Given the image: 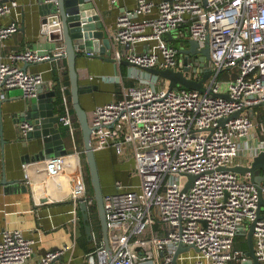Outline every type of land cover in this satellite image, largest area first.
Listing matches in <instances>:
<instances>
[{
    "label": "built area",
    "instance_id": "1",
    "mask_svg": "<svg viewBox=\"0 0 264 264\" xmlns=\"http://www.w3.org/2000/svg\"><path fill=\"white\" fill-rule=\"evenodd\" d=\"M17 5L15 0H0L2 41L20 28L18 18L4 21ZM183 26L189 27V38L211 44L214 72L205 91L183 86L170 89L164 77L144 72L136 76L138 82L124 88L122 97L96 105L91 113L94 149L113 148L119 156L132 158L139 178L131 186L117 180L118 190L105 194L115 264H140L138 254L147 233L152 246L143 258L151 264H243L248 256L246 250L235 247V238L254 220L255 250L264 264V217L258 218V188L238 172L224 169L248 161L264 148V0H208L207 4L202 0H136L134 10L118 15L112 55L145 66L179 69L180 48L168 37ZM142 40L154 43L139 50ZM65 51V45H60L52 51L9 52L0 63V96L18 87L26 99L36 97L44 74L26 70L20 63L62 58ZM187 65V74L195 78L201 77L198 69L206 67L198 58ZM226 68L229 76L221 77ZM65 70L66 66H59L60 77ZM60 119L74 131L69 110ZM33 128L29 120L20 124L24 135ZM76 154L38 162L51 176L70 175L72 198L92 206L95 199L80 156L75 165L70 164ZM32 163H24L27 170ZM187 173L196 177L185 191ZM180 242L191 248L180 251L175 259ZM37 243L22 229H4L0 264H28ZM67 248L49 250L31 264H53ZM107 255L101 242L84 264H95V256L100 264H108Z\"/></svg>",
    "mask_w": 264,
    "mask_h": 264
},
{
    "label": "crops",
    "instance_id": "2",
    "mask_svg": "<svg viewBox=\"0 0 264 264\" xmlns=\"http://www.w3.org/2000/svg\"><path fill=\"white\" fill-rule=\"evenodd\" d=\"M15 1L18 2V5L4 21L8 22L12 18H18L20 28L5 41L0 40V63L2 60H7L8 53L13 50L36 48L41 51H52V49L64 45L63 40L56 42L50 40V32L44 31L43 16L39 11V0ZM93 2L103 16L108 32L113 36L117 32L118 15L123 11L134 10L136 7V0H93ZM188 34L189 27L183 26L179 31L173 32L168 39L169 41L183 40L189 38ZM153 43L154 41L142 40L139 41L137 47L139 50H145ZM63 60L64 57H53L50 60L31 62L28 64L27 70L43 72L44 82H47L48 88H51L56 85L57 81L58 84H61L64 78L59 75V66H66ZM20 64L25 65V63ZM77 66L80 83L90 85L93 89L91 92L82 94V102L90 114L96 105L123 96L124 88L130 86L125 83V79L131 78L127 77L129 71L134 76L143 73L140 69H131L127 65L124 79L122 63L104 59L99 55H90L86 51L79 54ZM118 76L122 77V81L118 80ZM62 89L66 107H70L66 86L63 85ZM6 98L7 100L2 105L3 114L0 112V239L4 229H22L28 236L37 238L36 253L28 264L37 262L47 251L64 246H68L66 252L55 259L53 264H84L87 255L93 252L89 251V247L94 244L97 248L103 242V234L99 240L93 228V236L88 235L80 206L76 201H73L71 195L73 182L70 175L51 176L41 170L40 162L27 157V152H32L33 149L31 146L25 145L26 138L20 130V124L24 118L19 112L27 106L23 90L18 87L10 88L6 93ZM55 110L60 112L56 105ZM66 126L62 124L61 127L69 152H78L70 164L75 165L78 156H80L79 159L88 181L82 129L75 126L73 132L69 128L65 134ZM241 156L238 158L239 161L243 159ZM97 158L105 193H113L118 190L117 180H123L126 186L138 182L139 178L134 170L132 158L119 156L113 148L97 151ZM127 159L131 161L125 162ZM28 161L33 163L27 170L24 163ZM4 168L9 178H22L24 181L27 178L25 183L28 184V189L8 190L6 184L1 180ZM134 178H137L136 182H131V179ZM238 235H242L247 241L246 234L239 233ZM151 246L150 234L147 233L143 236V244L138 254L142 261L140 264H151V262L144 261L143 258V254L146 250L151 249ZM247 249L248 246L245 250ZM95 258V264H100L96 256Z\"/></svg>",
    "mask_w": 264,
    "mask_h": 264
},
{
    "label": "water",
    "instance_id": "3",
    "mask_svg": "<svg viewBox=\"0 0 264 264\" xmlns=\"http://www.w3.org/2000/svg\"><path fill=\"white\" fill-rule=\"evenodd\" d=\"M207 4L208 0H202ZM39 11L43 16L44 31L50 32L49 39L56 42L64 41L65 53L62 54L67 59L68 73L70 77V90L72 104L77 114L82 129L85 146V157L89 167L90 179L93 187V196L95 206L99 215L103 242L108 251V264H115L114 249L110 237L107 212L105 207V191L102 183L100 167L98 164L97 151L92 143V126L90 113L82 102V94L91 92L93 89L90 85L80 83L77 59L81 52H91L92 55L119 61L122 64L130 66L131 69L138 68L147 75H160L169 81V88H178L183 86L200 91L206 90V81L212 75L214 70L211 67L212 55L211 44L209 41L202 45L198 39L188 38V44L183 43L180 48V68L173 67H156L138 64L127 58L118 59L112 55L113 52V35L108 32L106 22L99 10L96 8L93 0H56L46 2L39 0ZM201 60L204 68H199L201 77L195 78L187 74L189 70L187 65L192 59ZM29 62L23 66L28 69ZM54 87L48 88V83L43 82L39 86V93L34 98L27 99V106L19 113L24 118L33 123L34 128L25 134V145L31 146V151L27 152V157L33 160H41L69 152L63 132V121L60 119L61 114L55 110V98L58 94V81ZM225 96H228L225 94ZM7 100L6 96H0V112L3 114V102ZM241 110L236 111L232 116H237ZM29 162V161H28ZM224 169H230L238 172L255 183L259 193L258 218L264 217V148L260 149L248 161L239 162L232 166H225ZM189 180L185 184L184 190L187 191L193 184L196 177L193 173H187ZM2 183L6 184L8 190L28 189L25 183L27 178H9L4 168L1 176ZM78 202L86 231L90 237L93 236V226L91 224V213L86 200L73 199ZM127 225V224H126ZM256 220L252 221L249 228L239 233L247 235L248 249L246 254L248 258L243 264H260L254 243V229ZM120 236H117L119 238ZM140 248V247H138ZM191 245H185L180 242L175 253V259L183 250H189Z\"/></svg>",
    "mask_w": 264,
    "mask_h": 264
},
{
    "label": "trees",
    "instance_id": "4",
    "mask_svg": "<svg viewBox=\"0 0 264 264\" xmlns=\"http://www.w3.org/2000/svg\"><path fill=\"white\" fill-rule=\"evenodd\" d=\"M183 40L186 41V43H188V38H184ZM170 42H173V44H175L174 40H170ZM63 61L66 64V70H65V72L63 74L64 78L62 79L61 84L60 83L58 84V88H57L58 89V94H57V97H56V106L60 110L61 114H65L69 110V112L71 113L72 118L74 120L75 126H78L79 129H81L79 119L77 117V114H76L75 109H74L73 104H72V96H71V90H70V77H69V73H68L67 59L64 58ZM122 67H123V70H124L123 75H124V79H125L126 70H127L128 66L125 65V64H122ZM233 75H235V74H233ZM226 76H229V69L228 68H226L221 74V77H226ZM136 81L137 80L133 79V78L125 79V83L128 84V85L135 84ZM61 85L62 86L65 85L66 86V94H67V99H68V103H69L70 107H66L65 95H64V92H63V89H62ZM256 108L257 109H262L263 106H257ZM261 117H262V115L260 116V118ZM66 130L68 132L69 126L65 127V129H64V133L65 134H67ZM87 171H88V187H89V191L93 194V187H92V183H91V179H90L88 164H87ZM90 213H91V224H92L94 230L96 231V233H97V235L99 237V240H100V238L102 237V227H101L99 215H98V212H97V208L95 206V202H94V205H92V207L90 209ZM239 237H240V239H239ZM247 246H248V244H247V241L245 240V237H243L241 235H237L236 238H235V247L245 250V248H247ZM95 249H96V245H94V244L89 247V251H94Z\"/></svg>",
    "mask_w": 264,
    "mask_h": 264
},
{
    "label": "rangeland",
    "instance_id": "5",
    "mask_svg": "<svg viewBox=\"0 0 264 264\" xmlns=\"http://www.w3.org/2000/svg\"><path fill=\"white\" fill-rule=\"evenodd\" d=\"M183 43H186V41L184 42V40H177V41H175V44L178 46V47H180ZM186 44H188V43H186ZM130 74H131V76H130ZM127 77H131V78H133V79H138L136 76H134L133 75V73L132 72H130L129 71V74H128V76ZM209 81V80H208ZM208 81L206 82V83H208ZM90 118H91V114H90ZM248 151L249 152H251L252 150H251V148H248ZM242 158H244V156L242 157ZM131 160H129V159H127L125 162H130ZM136 180H137V178H134V179H131V182H136ZM242 236V235H241ZM239 239H240V237H239Z\"/></svg>",
    "mask_w": 264,
    "mask_h": 264
}]
</instances>
